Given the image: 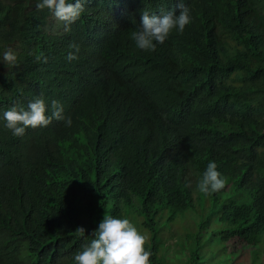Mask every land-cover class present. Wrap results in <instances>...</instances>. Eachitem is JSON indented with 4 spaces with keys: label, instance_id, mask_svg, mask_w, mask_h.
I'll use <instances>...</instances> for the list:
<instances>
[{
    "label": "trees",
    "instance_id": "1",
    "mask_svg": "<svg viewBox=\"0 0 264 264\" xmlns=\"http://www.w3.org/2000/svg\"><path fill=\"white\" fill-rule=\"evenodd\" d=\"M185 1L192 23L144 51L143 10L178 0H87L68 30L38 0H0V59L17 57L0 62V264H75L105 214L150 238L151 264H264V0ZM38 97L72 125L13 135L4 112ZM213 161L226 185L206 195ZM182 221L175 244L162 227Z\"/></svg>",
    "mask_w": 264,
    "mask_h": 264
},
{
    "label": "clouds",
    "instance_id": "2",
    "mask_svg": "<svg viewBox=\"0 0 264 264\" xmlns=\"http://www.w3.org/2000/svg\"><path fill=\"white\" fill-rule=\"evenodd\" d=\"M87 0H75V3L69 0H38L37 8L40 10L48 9L52 12L50 22L56 23L59 26L61 22L65 24V29L68 30L69 26L80 19L85 10L84 3ZM186 1L178 0L176 9H179L177 14L176 9L167 11L162 15H150L148 11L143 10L140 28L138 31L132 32V39L135 41L136 47L144 51H155L162 46L169 38L173 30L183 33L185 27L192 23L191 11L185 5ZM264 12V5L262 6ZM142 10V9H141ZM48 16V17H49ZM251 21L254 24H261L258 20V14L253 12ZM69 47L74 48L79 52V46L72 44ZM78 57L70 52L67 56L69 61L76 60ZM47 63V58L41 55L35 57L36 62ZM0 62L6 63L10 66H17V57L13 50L8 49L4 52ZM52 115H46V104L42 97H38L30 101L27 110L13 106L3 114L4 119L7 121V127L13 130V135L22 136L27 128L47 127L53 119L64 120L66 126L72 125L71 117L65 118L63 107L57 101L52 102ZM217 164L209 162L202 178L198 183V189L203 194H211L222 190L226 185V179L217 170ZM166 225V227H165ZM162 230L172 236L171 242L179 244V235L183 233L194 232L193 226L188 221H182L179 225H172L170 228L165 223ZM81 233L86 230L83 227L77 228ZM232 236L238 235L235 232V227L229 229ZM94 238L90 242L82 245L81 249L74 254L75 264H151L152 252L149 245L150 238L141 233V231L134 225L128 218H116L109 215H104L103 219L99 222L98 227L93 232ZM191 234L187 238H191ZM240 235V234H239ZM241 237V236H240ZM195 239V238H193ZM233 240L224 243L222 240L218 245V249L213 251L210 259L213 256L221 253V247L228 244L230 247L238 246L239 242ZM233 243V244H231ZM207 252V249L205 250ZM226 254H221L225 258L229 250H225ZM209 254H204V260L199 264H210L206 257ZM207 259V260H206ZM217 260V259H216Z\"/></svg>",
    "mask_w": 264,
    "mask_h": 264
}]
</instances>
